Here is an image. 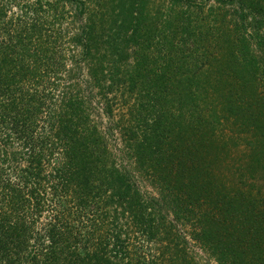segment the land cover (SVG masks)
<instances>
[{
    "label": "trees",
    "instance_id": "obj_1",
    "mask_svg": "<svg viewBox=\"0 0 264 264\" xmlns=\"http://www.w3.org/2000/svg\"><path fill=\"white\" fill-rule=\"evenodd\" d=\"M102 2L104 4L105 0ZM217 2L219 11L230 6L232 12L222 13V16L224 21L231 14L229 21L233 26L227 32V26L221 25L222 32H217L214 48L219 52H211V55L215 57L212 59L219 60L212 80L224 84V75H231L227 69L235 71L232 86L224 99L210 102L208 108L212 118H208L209 114L195 116L193 113V117L184 112L187 100L192 108L200 107V96L192 91V86L204 87L203 77H207L206 70L201 71L198 66L199 50H195L194 56L193 52L190 55L197 63L192 79H186L190 83L176 82V92L171 91L169 85L173 78L178 80L176 74L173 73V77L167 75V78L153 75L159 71L165 72L163 76L166 70L171 72L165 55L159 57L162 63L156 71L146 74L142 62H138L129 77L130 91L142 83L140 92L146 91L148 98L153 95L150 105L154 110H149L144 118L137 116L136 122L129 125L138 139V144L133 141L130 146L135 154L139 149L141 166L150 157L167 153L163 157L169 160L178 156V161L170 160L167 173L170 179L161 183L162 199L153 197L152 201L145 202L135 183L118 169L106 168L111 157L106 149L108 139L91 121L88 102L81 96L82 85L77 80L78 70H82L81 62H86L89 71L98 74L99 62L105 57L97 55L98 26L105 25L110 13L88 17L82 33L71 35L68 43L84 48L79 57L76 49H65L62 35L70 31L64 32L62 28L63 20L86 13L84 0H0V210L3 211L0 213V264H157L148 261L144 255L130 257L128 245L122 240L117 225L124 212L114 213L115 225L101 233L98 230L103 225L97 223H93L92 229L75 228L72 232L73 227L52 221V218L62 219L65 210L69 209L61 195L69 197L68 189L73 187L76 189L74 194L86 190L93 194L96 180L106 187L119 184V191L113 197L118 204L127 206L149 240L158 234L159 223L164 225L162 219L156 218L157 206L171 205L175 218L180 220V212L186 215L192 212V206L201 208L205 205L210 209L199 211L195 238L209 243L213 252H218L222 264H264V192L254 189L247 180L222 192L204 177L210 172L203 175L212 164L209 157L216 148L213 133L223 124L217 108L228 114L225 117L227 123L232 119V131H238L240 135L254 131L248 167L252 176L258 170H264V0ZM70 4L78 10L76 15ZM137 10L139 13L135 15ZM143 10L142 0H130L119 11L115 8L114 13H118L123 23L115 29L114 44L123 38L120 33L132 30L133 42L150 45L154 29L149 26ZM213 13L217 17L218 12L212 9ZM184 15L183 19L188 16L186 12ZM125 16L131 19L127 21ZM192 16L188 19L190 22L195 19ZM96 17L101 19L96 20ZM141 40L144 41L141 43ZM112 55L115 56L111 59L112 72L117 80L119 63L123 59L121 50ZM207 62L210 68L212 60L202 65ZM180 69L177 66V70ZM96 79L99 81L98 75ZM17 88L20 97L15 96ZM171 103L179 105L176 110L169 107ZM177 152L179 154L175 155ZM60 154L67 157L68 165L60 160ZM163 157L153 158V161H160V166L165 167L161 162H164ZM51 161H58L53 172L48 170ZM72 172L78 177L75 183ZM243 174L241 176L245 178ZM224 185L222 187L226 188ZM195 189L200 190L198 195L194 194ZM49 200L55 201V205L49 207ZM98 203L94 213L99 212L98 221H104L112 211H105ZM74 204L79 208L88 205L82 197ZM5 206L9 212L3 210ZM31 206L33 218L41 214L43 208L55 210L45 227L37 229L34 226L37 221L25 220ZM16 212H20L17 218L12 215ZM174 227L170 223L168 229L178 236L173 232ZM166 249L171 250L166 245L164 253Z\"/></svg>",
    "mask_w": 264,
    "mask_h": 264
},
{
    "label": "rangeland",
    "instance_id": "obj_2",
    "mask_svg": "<svg viewBox=\"0 0 264 264\" xmlns=\"http://www.w3.org/2000/svg\"><path fill=\"white\" fill-rule=\"evenodd\" d=\"M84 1L87 9L84 15H71V17L63 20L62 29L64 32L69 29L70 34H67V32L63 33L62 42L64 43L65 49H76L75 52L80 57L84 48L81 46L77 47L73 43H68L71 35L82 33V27L88 22V17L93 16L94 18L95 15L100 16L102 13H106V16L107 13H110L105 20V25L103 23L98 26L100 34L97 32L96 39L99 41L97 55H105L104 59L99 62L98 74L89 71L86 62H81L80 65L82 70H78L77 76V80L80 81L82 85L83 94L81 96L86 98L89 105L91 121L96 124L97 129L101 131L103 135L105 134L108 139L106 149L111 157L106 163V168L115 171L118 169L122 175L135 183L140 189L143 198L146 199L145 202H147V200L150 201L153 197L160 200L162 199L160 194V187H162L161 183H165L164 179H170V177L167 176L170 169V160L178 161V156H172L168 158L169 160L164 158L167 153L150 157L147 158L145 164L141 166V162L138 161V155L140 154L139 149L137 150V154H135V150L130 146L131 142L135 141L137 143L138 139L133 131L130 130L129 125H131L133 121L136 122V120H134L135 118H139L140 116L144 118L149 110H154L152 105H150L153 103L151 100L153 95L151 98H148L146 91L143 90L140 92L143 86L142 83H140L138 87H135L134 90L130 91L129 77L133 74V71H135L138 62H142L143 68L146 69V74L156 71L161 67L162 63L159 57L165 55V59L168 61L172 73L166 70L165 76H163L165 74L163 71H159L153 75L167 78V75L173 77L174 74H176L175 76L177 77L175 78L178 80H173V78L169 84L171 91L176 92L177 89L174 87L176 82L181 81L180 83L182 84L183 82H188L186 79H192L194 68L195 65L197 66V63L190 55L193 52L194 56L195 50H199L198 55L200 57L198 58V66L201 71L203 69L206 70L207 77L206 75L203 77L204 87H202L201 84L200 88H198V85L192 86V91H195L196 95L200 96V107L197 109L192 108V104L187 100L184 112L188 116H193V113L195 116L209 114L208 118H212L211 111L209 113L210 102H214L215 99V101L224 99V95H226L232 86L230 83H232L235 71L231 70V68L227 69L230 71L231 75H224V84H221L223 81L217 82L212 80V73L216 70L219 59H212V57H215L211 55V52H215V54L219 52L214 46L217 32H222L220 26H227L225 27L227 32H229V28L233 26V22L229 21L230 17H232L231 14H228V19L224 21L222 16V13H230L232 9L228 6L224 9L221 8L222 10L220 11L219 9L217 10V7H219L217 0H189L192 7L189 6L188 0H142L144 2L143 11L145 12V16H147L146 19L148 18L149 26L154 29L152 36H150V45H148V43L138 44L133 42L131 40L132 30L127 33L126 31L120 33L121 35L119 36L123 38L115 42L116 45L112 42L116 34L115 29L117 25L122 24L123 21L117 16L118 13H114V10L116 8L119 11V8L130 0H105L104 4H102V0ZM69 7L74 11L75 15L78 13L74 5L73 8L71 4ZM212 9L213 11L216 10L219 16L217 15L216 17V14H211ZM188 10L193 12L188 13ZM184 12L188 15L185 19H183L185 16ZM138 13V10L134 12L135 15ZM192 14V17L195 19L190 22L188 19ZM99 19L101 18L96 17V20ZM125 19L129 21L131 17L125 16ZM132 25L135 24L132 23ZM56 27L59 28L60 26L57 25ZM154 27L157 28L155 29ZM183 29L189 31V33L182 31ZM101 33L103 34L101 35ZM55 35L56 33L54 36ZM127 37L129 38L126 39ZM125 39L128 41L127 45L124 42ZM143 41L144 40H141V43ZM116 50H121L123 58L121 63H119L120 71L117 74V80V76H113L112 69L114 64L111 60L115 59L112 53ZM210 60H212L213 63L210 68L208 67L209 62L202 65L205 61ZM177 66L178 69L181 68V72L177 70ZM100 73H102V75H100ZM97 75L99 81L96 79ZM119 78L121 79L120 82H118ZM146 79L145 77V80ZM222 85L223 88H221ZM110 86H112L111 89ZM18 90L19 88H17L16 91ZM79 91L80 89H78L77 95ZM15 96L20 97L19 91ZM178 106L177 104H169V107H172L174 110H176ZM217 112L223 124L215 129L213 133L216 137L215 142H213L216 144V148L209 157V161H212V164L203 172V175L206 172H210L212 175L209 173L208 175H204V177L209 179L212 184L220 187V191L222 190V192H226L235 185H240L245 180L251 182L252 187L257 189V191L260 190L264 192V170H258L254 173V176H252L248 167L251 161V157L248 155L250 151V140L253 137L254 131L251 130L249 133L241 135L238 131H232L234 129L232 119L227 123L225 117H228V114L224 111L220 112V108H217ZM92 144L94 143L92 142ZM226 144L228 148H226ZM217 153L219 155H216ZM178 154V152L175 153V155ZM58 157H60V160L65 164H69L67 157L64 155L60 154ZM162 157L164 162H161L165 166H162L163 168L160 166V161H153V158L162 159ZM57 162L58 161H51L50 166H48L50 172L57 169ZM24 165H27V163L25 162ZM73 173L74 172H72V176L75 179V183L78 177L76 178ZM242 173H244L243 176H246L245 178H242ZM11 175L16 176L14 173ZM211 176L214 179L211 178ZM205 178L202 180L207 182ZM176 182L178 183L177 180ZM96 183L95 192L93 194H88L87 188L84 189L86 190L85 192L74 194L76 189L73 187L68 189L69 197L61 195L62 199L64 198V201H67V207L69 209L65 210L62 219L56 218L53 220L52 218V221L60 226L67 225L69 228L73 227L72 232L77 228H81V230L86 229V227L92 229L94 226L93 223H97V225H103L99 227L98 230V233H101L103 230L106 231L110 225H115L113 221L114 213L116 214L117 211L119 213L124 212V216H120L117 225L120 227L119 232L121 233L122 240L128 245L131 258L132 255L136 258L139 254L144 255L148 261H155L157 264H222V261L219 260L218 252H213V248L209 243L195 238V225H198L197 215H199V211H205L206 208L210 209V207L205 205L201 208L192 206V212L186 213L187 216L183 212H180L179 220V218H175L177 216L172 210L171 205V208L168 205H165L164 208H159L157 206V216H155L159 220L162 219L164 225L161 226V223H159L158 234L155 238L149 240L141 231L142 226L137 225L135 218L126 208L127 206L118 204L117 199L113 197L115 193L119 191V184H112L106 187L99 180H96ZM223 185L226 186V188H223ZM197 191L200 190L195 189V195L199 194ZM72 197L75 198L73 199ZM78 197L86 199L88 205L84 208L75 206L74 202L76 203L78 201ZM97 201L101 203L100 205L105 211H112L110 216L104 221H98L100 219L98 215L99 212H97L96 215L94 213L98 210L96 205L99 203ZM55 203V201H51L49 207L54 206ZM29 209L28 213H26L27 219L25 218V220L29 222L33 220L37 221L34 225L37 229L45 227V224L55 213L54 209L47 210L43 208L41 214L33 218L31 214L33 210L32 206ZM3 210L9 212L7 206L3 207ZM1 211L2 210H0V213H3V211ZM181 213L185 215L183 219L181 218ZM19 214L20 212H16L12 215L17 218ZM170 223L175 226L173 232L180 236H174L170 233L168 229ZM111 231L112 230H110V232ZM171 235H173V237ZM166 245L171 250L168 251V249H166L164 253Z\"/></svg>",
    "mask_w": 264,
    "mask_h": 264
}]
</instances>
